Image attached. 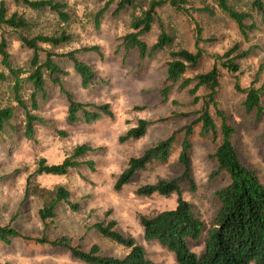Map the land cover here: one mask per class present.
Instances as JSON below:
<instances>
[{
  "label": "rangeland",
  "instance_id": "1",
  "mask_svg": "<svg viewBox=\"0 0 264 264\" xmlns=\"http://www.w3.org/2000/svg\"><path fill=\"white\" fill-rule=\"evenodd\" d=\"M0 1L4 2L8 13L16 12L30 20L28 33L31 36L56 33L61 27L71 34L69 42L58 47L40 44L42 49L59 54L86 46H98L99 52L77 53L78 58L91 65L95 72V79L87 88L81 87L80 77L74 72L69 60L57 56H54V60L67 72L61 80L76 101L108 103L114 114L113 118L102 117L91 123L68 122L66 97L57 85L47 79L45 93L39 95L38 108L34 111L43 121L34 124L32 136L24 135V115L19 109L12 120L15 130L9 128L0 134V225L11 226L29 237L45 235L55 239L65 236L72 245L83 250L97 244L103 254L120 257L128 249L103 238L92 228L94 222L114 219L117 229L124 235L132 236L137 244L143 246L151 260L157 264H177L171 251L155 240L144 239L139 221L140 215L174 208L177 195L143 196L137 194L136 190L140 185L177 177L182 173L177 161L180 138L174 141L171 154L165 162L148 164L119 190L114 188V183L130 157L139 156L145 148L167 138L172 131L189 124L198 116L201 101L193 102L188 88L181 89L178 84L173 85L166 100L160 93L166 77V63L171 59L169 52L178 48L190 51L199 48L202 51L198 64L188 69L185 77L208 71L215 63V55L223 54L234 43H240L242 49L252 48L248 56L238 59V72L229 73L218 64L221 84L216 99L218 107L230 117L236 129L233 141L240 159L253 168L264 182V141L260 139L264 120L262 117L257 119L254 113H243L240 102L244 94L234 89L236 81L242 87H255L264 105V30L252 32L245 40L235 22L219 11L213 16L193 13L188 19L166 4L156 10L150 31L142 34L140 39L151 46L164 30L175 35V40L163 50L139 59L136 50L125 51L120 45V37L131 30L129 9L115 13V4H109L98 18L99 24L96 26V12L103 7L105 0H62L67 3L65 10L70 15L68 24L59 23L56 15L48 10L29 9L13 0ZM252 1L228 0L232 7L239 10L250 9ZM190 2L196 7L204 3L213 4V0ZM2 32L13 66L27 70L32 51L21 44V31L0 28V35ZM0 71L8 73L1 64ZM11 80L0 78V105L15 104L11 100ZM28 88L29 85L22 84L23 99L27 98ZM203 93V89L199 88L197 94L201 96ZM138 118L152 122L146 134L135 140L120 142L119 135L134 126ZM215 121L219 126L220 120L216 118ZM198 131L196 125L191 137V170L196 189L191 191L181 182V192L183 198L192 204L195 213L205 223H209L216 208L213 193L225 183L226 178L212 176L216 169L215 159L211 157L215 143L199 136ZM82 143L93 148L82 159L92 160L94 170L81 164L63 175L34 173L40 158H45L48 164L59 163L72 153L76 145ZM29 175L31 185L66 187L70 191V201L78 203L79 209L73 211L67 204L60 202L55 208V215L48 218L44 226L38 216L41 199L33 193L24 197ZM189 246L191 250L200 252L203 237L197 242L190 241ZM0 264L86 263L75 258L66 248L15 237L9 243L0 241Z\"/></svg>",
  "mask_w": 264,
  "mask_h": 264
},
{
  "label": "trees",
  "instance_id": "2",
  "mask_svg": "<svg viewBox=\"0 0 264 264\" xmlns=\"http://www.w3.org/2000/svg\"><path fill=\"white\" fill-rule=\"evenodd\" d=\"M13 1L29 9L48 10L56 15L59 23L68 24L70 19V15L65 10L67 3L62 0ZM111 3L115 4V13L130 10L131 30L120 37V45L125 51L136 50L139 59L163 50L175 40V35L164 30L151 46L140 39L142 34L150 31L157 14L156 10L166 4L188 19H191L193 13L213 16L219 11L235 22L240 35L245 40L252 32L264 30L263 0H253L248 10L236 9L229 4L228 0H213V4L204 3L198 7L194 6L190 0H105L103 7L96 12V26L99 24L98 18ZM30 27L31 23L27 17L16 12L8 13L4 2L0 1V28L21 31L19 35L21 44L32 51L27 70L14 67L7 50V40L3 32L1 33L0 64L8 70V73L0 71V78L4 80L12 78L11 100L15 104L0 105V134L9 128L15 130L12 120L19 109L24 115V135L32 136L34 124L43 121L34 111L38 108L39 95L45 93L47 79L57 85L59 91L66 97L68 122L91 123L102 117L113 118L114 114L108 103L94 104L76 101L65 89L61 80L67 72L54 60V56L69 60L74 72L80 77L81 87L87 88L93 83L95 72L91 65L78 58L77 53L99 52V47L92 45L64 53H54L42 49L40 44L58 47L69 42L71 34L61 27L56 33H39L31 36L28 33ZM198 41L199 32L196 33V42ZM251 50L252 48L242 49L240 43H234L223 54L215 55V63L208 71L196 73L192 77H185L184 74L198 64L202 51L199 48L195 51L186 48L171 50L169 52L171 59L166 63V77L160 92L161 96L166 100L170 88L175 84H178L181 89L188 88L192 101H201L198 116L189 124L172 131L167 138L145 148L139 156L130 157L127 166L115 180L114 188L119 190L130 182L137 171L144 169L148 164L165 162L171 154L174 141L180 138L177 161L182 173L177 177L140 185L136 190L137 194L143 196L152 194L169 196L173 193L177 195L174 208L139 216L144 239L155 240L171 251L175 255L177 264H264V182L253 168L245 165L240 159L233 141L236 129L230 117L218 107L216 99L221 84L219 66L229 73L238 72V59L248 56ZM22 73L26 75L21 76ZM192 82L195 83L191 86ZM23 83L29 85L26 99L21 96ZM199 88L204 91L201 96L197 94ZM234 89L244 94L240 102L243 113L245 115L254 113L257 119L262 117L264 120V105L261 103L259 90L250 85L242 87L237 81ZM216 118L220 120L219 126L216 124ZM151 123L147 119L138 118L134 126L119 135L118 140L123 142L144 136ZM196 125L199 128V136L209 138L215 143L211 157L215 159L216 169L212 172V176L226 178L225 183L213 193L216 208L209 223H205L195 213L192 204L183 198L181 192V182H184L191 191L196 189L191 170V137ZM59 133L65 134L64 131ZM260 139L264 141V128ZM92 150L90 145L82 143L76 145L72 153L65 156L59 163L48 164L45 158H40L34 173L63 175L81 164L94 170L92 160L82 159ZM32 193L41 199L38 216L44 226H46V220L55 215V208L60 202L67 204L73 211L79 209L78 203L70 201V191L66 187L56 185L49 188L39 184L31 185L29 175L26 179L24 197ZM116 224L114 219L101 220L94 222L92 228L103 238L128 249L127 253L120 257L103 254L97 244H93L88 250H83L72 245L65 236L55 239H49L45 235L29 237L8 225H0V241L9 243L11 238L22 237L38 244L66 248L75 258L86 264H157L147 256L143 246L137 244L132 236L121 233ZM202 237V250L200 252L191 250L189 242H197Z\"/></svg>",
  "mask_w": 264,
  "mask_h": 264
}]
</instances>
